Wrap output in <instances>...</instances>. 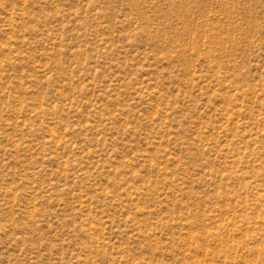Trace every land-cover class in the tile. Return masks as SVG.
Returning <instances> with one entry per match:
<instances>
[{"label":"rangeland","instance_id":"374dc122","mask_svg":"<svg viewBox=\"0 0 264 264\" xmlns=\"http://www.w3.org/2000/svg\"><path fill=\"white\" fill-rule=\"evenodd\" d=\"M0 264H264V0H0Z\"/></svg>","mask_w":264,"mask_h":264}]
</instances>
